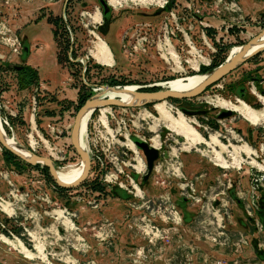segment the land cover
Listing matches in <instances>:
<instances>
[{"label": "rangeland", "instance_id": "rangeland-1", "mask_svg": "<svg viewBox=\"0 0 264 264\" xmlns=\"http://www.w3.org/2000/svg\"><path fill=\"white\" fill-rule=\"evenodd\" d=\"M160 1L109 0L103 16L98 0H0L5 133L59 168L78 165L70 130L80 97L93 94L83 72L91 85L157 90L211 71L264 28V0ZM36 34L45 46L32 51L37 69L23 52ZM96 36L111 51L110 67L90 55ZM237 100L263 109L264 50L200 95L163 101V113L155 104L96 109L85 131L90 171L77 186L59 188L43 165L0 145V264H264V119L216 115ZM64 101L72 104L62 109ZM179 113L198 139L169 128ZM238 127L248 138L232 133ZM135 140L158 149L146 180Z\"/></svg>", "mask_w": 264, "mask_h": 264}, {"label": "water", "instance_id": "water-1", "mask_svg": "<svg viewBox=\"0 0 264 264\" xmlns=\"http://www.w3.org/2000/svg\"><path fill=\"white\" fill-rule=\"evenodd\" d=\"M172 1V0H170ZM101 8H102V15L106 16L110 13L111 8L108 5V2L106 0H98ZM65 9V8H64ZM63 9V10H64ZM200 20V18H198ZM264 36V28L256 34L254 37L249 39L247 42L242 44L240 46V50L237 54L233 56H228L223 63L219 64L218 66L214 67L211 71H208L207 73H204L206 77L204 80L195 88L188 92H176L172 91L167 88H161L153 91H146V90H140L138 89L129 91L128 93L131 95V100L129 102H123L120 98L117 99H110V98H102L101 94H96L93 91V94L89 96L86 101L79 107L77 112L74 115L73 124L70 130V141L71 145L73 146L75 152L80 158V161L83 162V167L81 174L79 177L73 182V183H65L60 180L57 170H56V163L47 156H41L35 153H32L28 149H26L28 152H30V156L26 157L21 152L10 146L4 135L2 134L0 130V145L5 148L7 151H9L11 154L15 155L19 159L23 160L27 164L31 166H35L37 164H41L44 167L48 169V172L52 179L55 181V183L62 188H69L74 187L83 182L89 174L91 161L90 157L88 155V152L84 150L79 143V130H80V124L83 116L85 113L90 109H98L100 107H140V106H146L147 104H154L156 102L165 101L167 99H187V98H193L201 93H203L208 87L211 85H214L218 81H220L222 78H224L226 75H228L230 72H232L234 69H236L239 65H241L246 60L250 59L254 55L258 54L259 52L264 50V45L260 46L256 50H253L249 53L250 49L253 45L257 44V42ZM24 54H28V46H24ZM20 67H17V69ZM102 89L105 90H111V89H121V91H124L125 87L120 86H107V85H101L99 86ZM182 112L185 114H199L200 112H192L187 111L185 109H182ZM234 112V111H233ZM203 113V112H201ZM230 113V112H229ZM228 112L222 113V117H226ZM1 126V123H0ZM134 144L136 147L141 150L142 154L144 155L145 162H146V168L147 172L144 175V179L148 178L151 171L154 167V161L158 158V149L152 147L150 144H148L145 140H135ZM262 226L264 228V223H262Z\"/></svg>", "mask_w": 264, "mask_h": 264}, {"label": "bare ground", "instance_id": "bare-ground-1", "mask_svg": "<svg viewBox=\"0 0 264 264\" xmlns=\"http://www.w3.org/2000/svg\"><path fill=\"white\" fill-rule=\"evenodd\" d=\"M147 1L151 2L152 0H147ZM107 2H108V4L111 5L109 0H107ZM159 3H160V7H162L163 4L166 3V1L161 0ZM118 4H120V3H118ZM99 14H100V12H99ZM98 17L99 16L95 14L94 19L96 21H98ZM96 38L97 39L94 42V44L90 50V55L95 60L96 63L110 67L112 64V58H111V54H110L111 51H109V49L107 48L108 46L104 40H102L98 36H96ZM263 45H264V36L257 42V44L252 46L249 53L252 52L253 50H256L257 48H259L260 46H263ZM239 50H240V46L231 48L228 56H233V55L237 54L239 52ZM205 77H206L205 74H201V75L196 74V75L188 76V77L183 78V79L176 78V79L170 80L168 82H165L163 84L162 88H167V89H170V90L176 91V92H188V91L192 90L193 88H195L196 86H198L204 80ZM120 87H123V86H120ZM124 87H125V89H123L124 91H121V89L105 90V89H102L100 87H93L94 88L93 91L96 94H98V93L101 94L102 98H110V99L120 98L123 102H129L131 100V95L128 92L136 90L138 88H135L134 86H124ZM162 102L163 101L156 102V103H154L155 105L153 104L155 106V108L160 113L164 112L162 110ZM237 102H238V105H229L227 103H222L221 106H223L224 108L228 107L232 111L237 112L240 116H242V118H244V120L251 123L252 125H255L259 119H264V102L262 103L263 104L262 110H254L253 108H251L250 106H248L247 104H245L241 100H237ZM103 108H105V107H100L99 108V109H101L100 111H102ZM230 109H224V110H230ZM95 110L96 109L88 110L85 113V115L83 116V118L81 120V124H80L79 143H80V146L84 150H86L87 152L89 149H87L86 139H85L86 138L85 137L86 125L88 122V118L90 119V115ZM31 124L34 125V119L32 117H31ZM169 128L180 136L191 137L192 141L199 138L198 132L195 131V129L188 123L187 120H185V118L180 113H179V116L172 122V124L169 125ZM0 130H1L2 134L4 135V137L6 138L7 143L10 146L15 148L19 152H21L24 156H26V157L30 156V152H28L26 149H24L20 144L15 142L13 138H10L5 133V131L3 130V124L2 123L0 126ZM218 142H219V140L217 139L216 136L212 135L210 137V143L211 144L216 145V144H218ZM241 151H243V153H245V151H249V149L243 148V150H241ZM89 154L90 153L88 152V155ZM214 159H215L218 166H220L222 168H226V162L218 152H215ZM82 167H83V162L80 161V164H78V165L66 166L64 168L56 167V170H57V174H58L60 180L69 184V183H73L79 177V175L81 174V171H82ZM257 167L259 169L264 170L262 166L257 165Z\"/></svg>", "mask_w": 264, "mask_h": 264}, {"label": "flooded vegetation", "instance_id": "flooded-vegetation-1", "mask_svg": "<svg viewBox=\"0 0 264 264\" xmlns=\"http://www.w3.org/2000/svg\"><path fill=\"white\" fill-rule=\"evenodd\" d=\"M23 52H24V50H23ZM155 90V89H154ZM147 91V90H146ZM148 91H153V90H148ZM245 92H244V90H242V89H239V94H241V95H243ZM214 108H216V106H214ZM182 109H185V108H182ZM185 110H187V109H185ZM187 111H189V110H187ZM230 112L227 116H229V117H231L232 116V114H233V111L230 109V110H223V111H218L217 113H216V115L217 116H219V118H224V117H222V113H224V112ZM192 112H199V110H197V111H192ZM203 113H207L206 111H203ZM209 124H210V126H209ZM215 126V124H213V122H209L208 123V125L206 126V127H209L210 129H212L213 127ZM198 127H203V129H207L206 127H204V126H202V125H200V124H198ZM232 133H236V135L237 136H239L240 134L241 135H243V136H245L246 138H248V133H249V129L247 128V127H243V128H240V127H238V128H235V130H233L232 131ZM204 138V137H203ZM233 139H234V142H238V141H242V137H239V138H234V136H233ZM248 140V139H247ZM246 144H247V141L245 142ZM151 145V144H150ZM228 146H230V144H228ZM216 165V164H215ZM146 179H148V178H146ZM145 179V180H146ZM264 230V229H263Z\"/></svg>", "mask_w": 264, "mask_h": 264}, {"label": "crops", "instance_id": "crops-1", "mask_svg": "<svg viewBox=\"0 0 264 264\" xmlns=\"http://www.w3.org/2000/svg\"><path fill=\"white\" fill-rule=\"evenodd\" d=\"M40 39H41V37H40L39 34L32 35V36L30 37V41H31L33 44L31 45V47L28 46V54L26 55V64H27V65H30L31 67H35L36 69H37V66H35V64H36L35 62H37V61H33V60H31V56H32L34 53H36V51L44 50L45 46L41 44ZM106 44H107V43H106ZM107 46H108V45H107ZM33 49L35 50L34 53H32ZM55 64L58 65L56 59H55ZM42 78H44V77L42 76ZM44 79H46V78H44Z\"/></svg>", "mask_w": 264, "mask_h": 264}, {"label": "trees", "instance_id": "trees-1", "mask_svg": "<svg viewBox=\"0 0 264 264\" xmlns=\"http://www.w3.org/2000/svg\"><path fill=\"white\" fill-rule=\"evenodd\" d=\"M173 1V0H172ZM172 1H170V2H172ZM252 58V57H251ZM224 61H221V63H223ZM220 63V64H221ZM215 67L216 66H218V65H214ZM25 69H27V70H30V68L29 67H27V66H25L24 67ZM24 68H22V67H20V68H18L17 70H19V71H22ZM25 74V73H24ZM85 84V83H84ZM89 85H87V84H85V85H87V86H89L90 88H92V87H99V86H101V84H94V85H91L90 83H88ZM79 96V95H78ZM80 97V96H79ZM89 97V96H88ZM87 97V98H88ZM87 98H83V97H80V105H79V107L86 101V99ZM58 104H60L61 105V108L62 109H67V107L69 106V105H71L72 103H71V101H69V102H58ZM149 105H151V104H147L146 106H149ZM79 107L77 108V110L79 109ZM256 108H260L259 106H255ZM77 110H76V112H77ZM5 149V148H4ZM6 150V149H5ZM7 151V150H6ZM9 154H11L9 151H7ZM11 155H13V154H11ZM13 156H15V155H13ZM45 168V170H46V172L48 171L47 169H46V167H44ZM47 174H49V172H47ZM49 176H50V174H49ZM51 177V176H50ZM52 178V177H51ZM53 180V179H52ZM54 181V180H53ZM55 182V181H54ZM59 188H61V189H64V188H62V187H59ZM262 223H264V220L262 221ZM264 229V228H263Z\"/></svg>", "mask_w": 264, "mask_h": 264}, {"label": "built area", "instance_id": "built-area-1", "mask_svg": "<svg viewBox=\"0 0 264 264\" xmlns=\"http://www.w3.org/2000/svg\"><path fill=\"white\" fill-rule=\"evenodd\" d=\"M64 12V11H63ZM63 18H64V20H66V18L64 17V13H63ZM65 24H67V23H65ZM71 55V54H70ZM69 55V56H70ZM70 60L71 61H73V62H80V63H83V60L82 59H72V58H70ZM82 80H83V82L85 83V84H87V85H89L88 84V82L85 80V75H84V72L82 73ZM94 88L92 87V90H93ZM1 107V106H0ZM6 125H8V122L6 121V120H4L3 121ZM0 123H2V121H1V116H0ZM263 144L264 143H260V148H259V150H262L263 149ZM257 171H262V170H260V169H258L257 168ZM262 172H264V171H262ZM250 174H254V172H252V170H251V172H250ZM255 175V174H254ZM255 205V204H254Z\"/></svg>", "mask_w": 264, "mask_h": 264}]
</instances>
